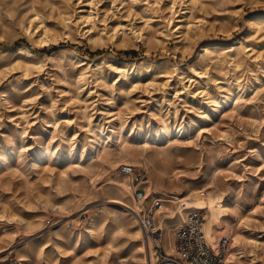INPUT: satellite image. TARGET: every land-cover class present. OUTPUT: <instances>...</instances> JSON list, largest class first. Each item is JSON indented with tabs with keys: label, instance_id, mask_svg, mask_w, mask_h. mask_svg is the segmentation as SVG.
Wrapping results in <instances>:
<instances>
[{
	"label": "rangeland",
	"instance_id": "rangeland-1",
	"mask_svg": "<svg viewBox=\"0 0 264 264\" xmlns=\"http://www.w3.org/2000/svg\"><path fill=\"white\" fill-rule=\"evenodd\" d=\"M172 1L139 0L134 6L131 0H0V264H119L117 254L107 263L98 257L114 223L110 212L131 213L113 201L117 196L106 187L107 178L132 170V182L145 195L143 183L154 179V167L149 170L141 157L105 163L96 188L92 176L80 169L93 157L97 134L92 130L102 138L112 136L111 146L117 148L113 129L122 122L134 148L147 149L154 165L176 174L183 193L215 175L230 203L240 196L250 216L244 235L264 243V0H195L203 30L195 28L190 36L163 45L160 32ZM186 4L178 1L175 23L185 15ZM36 11L46 24L68 34L64 14L72 20L97 16L98 30L119 29L118 41L124 32L132 37V28H146L151 47L141 39L130 47L93 46L74 29L59 45L39 48L24 27ZM252 19H259L254 29ZM242 46L240 66L234 67L229 53ZM22 47L37 53V59L44 57V67L26 71L32 62ZM72 49L88 64L63 69L58 59L49 60L64 57L67 64L63 52ZM97 65L101 75L96 80ZM116 67L129 68V76L122 77ZM193 68L208 71V83ZM205 87L220 108L201 93ZM68 90L81 103L69 100ZM82 104L92 124L80 117ZM109 112L121 113L123 121ZM166 126L170 134L163 132ZM85 148L87 160L80 164ZM62 171L65 178L59 177ZM42 198L55 206H44ZM91 215L104 226L101 237L87 228ZM246 248L248 256L239 264H264L261 246Z\"/></svg>",
	"mask_w": 264,
	"mask_h": 264
},
{
	"label": "bare ground",
	"instance_id": "bare-ground-1",
	"mask_svg": "<svg viewBox=\"0 0 264 264\" xmlns=\"http://www.w3.org/2000/svg\"><path fill=\"white\" fill-rule=\"evenodd\" d=\"M178 1L179 0H173V4L167 7L169 15L171 16L167 17L165 29L160 32L161 35H163L164 40L159 41V43L163 45H166L167 41L171 39L186 38L190 36L195 28L203 30L204 20L196 15L197 8L195 0H181L183 3L187 2L185 15L180 17L181 19H179V23H175L176 14L178 12L175 8ZM131 2L134 6L139 4V0H131ZM161 2L162 0H155L154 5H159ZM62 16L64 28L69 30V34L65 32L63 33L57 28L46 24L45 18L38 11L34 12L33 15L28 18V22L24 27L29 34V38L36 47L43 48V46L49 44L59 45V41L64 36H67L70 39L72 31L75 29L79 32V35L88 39L93 46L100 47L112 43L114 45L121 44L125 47H130L134 41L141 39L150 50L151 38L149 36L146 37V28L137 30L132 28L130 33L132 37L124 32L121 41H118L117 37L119 29L113 27L111 32L107 31L106 28H104V30H98L99 25L97 16H94L93 14L79 15L78 18L74 20H72V17L67 14ZM149 16V20L155 18L151 12ZM252 20L250 21V28L254 29V27L258 25L259 19ZM147 24L149 25L147 27L150 29L151 25L149 23ZM245 50L246 47L243 46L231 49L229 55L234 61V67L240 66L242 54ZM207 51H209V49H207ZM20 52L32 62L27 63L25 66L26 71H29L30 66L36 69L44 67V57L37 59L39 55L27 47H22ZM63 54L69 58L67 64L62 60L64 57L49 58V60L53 61L58 59L63 69H65L66 66L74 67L76 63L80 62L82 66L88 64L85 60L81 59L79 54L73 49L63 52ZM76 60L78 62H75ZM134 65L135 63L130 64L131 67ZM151 67L145 69L150 70ZM100 69V66L95 69L96 80L100 77L99 75H101L98 74ZM115 69L117 72L122 73V77L129 76V68L116 67ZM192 71L202 78L203 81L208 83V71L199 72L194 68ZM0 74H2V72ZM263 90L264 89H262V91ZM65 92V96H69V100L81 103L79 99H75L72 90ZM201 93L204 94L208 100L210 99V102H212L215 107L220 108L222 106V103L217 101L206 87ZM6 99L8 100V98ZM111 100L113 103L114 99ZM227 102L228 101L226 100L225 103ZM79 113L81 114V118L86 119L92 124L91 118L84 104L81 105ZM110 113L112 112H109V114ZM112 116L121 122L123 121L122 115L119 112L112 113ZM164 123L166 124L165 121ZM124 124L125 123L122 122L118 127L113 129L119 139L117 148L114 147L115 149L111 146L112 143H115L112 136L108 135L106 138H102L99 136L97 130H92V132L97 134V137L91 144L93 147V157L90 158L85 166H82L80 171L92 176L91 179L94 181L93 186L96 188L97 179L103 175L105 170L103 166L105 163L115 166L119 162L136 161L141 157L149 170H151V164L153 165L154 171L151 170V177L154 176V179L146 177L147 180L143 183V188H145L146 194L140 195L138 193V185H135L132 182L133 173L131 171H123L126 174L122 176L107 178L109 183L106 187L114 189L117 196L114 197L115 199L113 201L123 204V206L127 207L131 213L127 216L123 213H118L117 211L110 212L111 215H114V223L110 230L106 247L103 249L102 254H98V257L102 262L107 263L113 254H117L118 259L120 260L119 264H157L155 244L163 245L168 253L172 252L174 249L176 231L182 226L184 221L188 219V216L192 212H202L204 214L205 221L203 224V231L206 235L207 241L216 249L223 247V250L226 253V264H239L244 258H246L248 256V250L246 248L248 245H255L256 247L261 246L262 249H264V243H259L258 240L247 237L243 233L244 229L248 228L250 216L244 213L245 204L241 202L240 196L236 197L233 203H230L228 200L229 192L223 190L224 188H221L219 180L215 175L210 177L207 183H204L199 187H188L187 191L183 193L182 187L174 180L176 174H169L161 167L154 165L151 154H145L147 149L142 148L143 151H138L136 150L137 148H134V145L130 143L127 135L123 134ZM162 130L165 134H170L169 127L166 126L165 129ZM101 131L105 134L103 129ZM87 152L88 149L85 148L81 156L80 164L87 160ZM101 167L102 169L100 170ZM66 174L67 171H62L59 177L65 178L63 175ZM164 177H168L169 182H166ZM169 185H171V188ZM163 190H170L171 193L163 192ZM157 191L160 192V194H155ZM42 202L44 203V206H55V204H53L48 198H42ZM2 217L10 219V216L5 213H3ZM87 228L91 231L93 237H101V234L105 232L103 225L99 227L96 225L93 215H91L88 220ZM149 229H152L157 237L152 238L151 236H148L146 233ZM123 236H126L127 238L122 239ZM125 248H127L126 253L124 251Z\"/></svg>",
	"mask_w": 264,
	"mask_h": 264
},
{
	"label": "built area",
	"instance_id": "built-area-1",
	"mask_svg": "<svg viewBox=\"0 0 264 264\" xmlns=\"http://www.w3.org/2000/svg\"><path fill=\"white\" fill-rule=\"evenodd\" d=\"M127 169L126 172L132 171ZM204 214L192 212L176 232L174 249L168 253L160 244L155 245L157 264H226L223 247L214 248L203 231ZM148 236H156L149 229Z\"/></svg>",
	"mask_w": 264,
	"mask_h": 264
}]
</instances>
